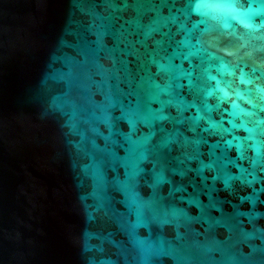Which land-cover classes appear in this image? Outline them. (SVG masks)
<instances>
[{
    "label": "water",
    "instance_id": "obj_1",
    "mask_svg": "<svg viewBox=\"0 0 264 264\" xmlns=\"http://www.w3.org/2000/svg\"><path fill=\"white\" fill-rule=\"evenodd\" d=\"M0 264H264V0H0Z\"/></svg>",
    "mask_w": 264,
    "mask_h": 264
}]
</instances>
